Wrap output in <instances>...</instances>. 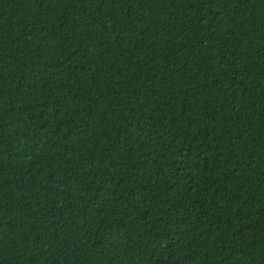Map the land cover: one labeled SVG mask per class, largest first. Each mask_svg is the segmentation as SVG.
Returning a JSON list of instances; mask_svg holds the SVG:
<instances>
[{
  "label": "trees",
  "instance_id": "16d2710c",
  "mask_svg": "<svg viewBox=\"0 0 264 264\" xmlns=\"http://www.w3.org/2000/svg\"><path fill=\"white\" fill-rule=\"evenodd\" d=\"M0 264H264V0H0Z\"/></svg>",
  "mask_w": 264,
  "mask_h": 264
}]
</instances>
